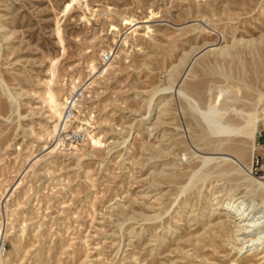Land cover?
<instances>
[{
	"label": "rangeland",
	"instance_id": "374dc122",
	"mask_svg": "<svg viewBox=\"0 0 264 264\" xmlns=\"http://www.w3.org/2000/svg\"><path fill=\"white\" fill-rule=\"evenodd\" d=\"M256 53L264 0H0V264H264V69L249 96L217 78ZM200 76L203 111L256 106L239 153L191 136ZM202 156L241 176L187 183ZM229 204L256 223L237 242Z\"/></svg>",
	"mask_w": 264,
	"mask_h": 264
},
{
	"label": "bare ground",
	"instance_id": "6f19581e",
	"mask_svg": "<svg viewBox=\"0 0 264 264\" xmlns=\"http://www.w3.org/2000/svg\"><path fill=\"white\" fill-rule=\"evenodd\" d=\"M235 54L238 53L235 52ZM195 62L197 66L200 67V64H204L205 61L203 57H200L196 59ZM189 63H191V61ZM263 69L264 56L261 53H256L255 57L250 60L237 58L235 61L232 59L231 61L227 62L225 66L219 69L217 78L236 82L242 87L245 96H249L254 90L252 84L256 81ZM247 71H250L249 75H246ZM204 80V76H200L197 80L185 79L181 84L177 85L176 89L178 93L183 95L187 91H190L193 94H191L193 97V103L185 102L183 107L184 113L186 115V122L191 131V136L193 135V137L198 142L200 141V144L206 149L214 151H234L239 153L240 144L239 146L232 148L227 141L232 135L240 136L242 134H250L252 128H254L259 119L256 113V106L253 105V101H249L251 108L247 111L245 110L244 112L232 107V109L236 111V114H238L235 117L231 115H224V112L226 111L225 109L221 110V108L223 109V106L220 108L211 107L207 111H203L199 107L198 102L202 101L205 96ZM47 99L50 103L52 111L57 113V117H60V110L63 107V102H58L51 91L47 92ZM262 110H264V108L261 109V112ZM200 158L202 161L201 167L190 174L187 183H196L198 181L205 183L212 177H218L224 180L234 179L236 176H241V172L238 167H236V165H234V163L226 157H220L217 159V161H213L212 165L210 166L208 164L213 160V157L202 156ZM181 173L183 174V172ZM249 184L254 187L264 188V183L258 181H250ZM227 207L228 209L226 210V216L230 214V210L235 212V217L233 216L235 220L233 221L232 227H235L234 240L237 242L240 239H244L245 234L243 233L247 232L249 230L248 228L250 226H254L256 223L255 220L248 218L249 213H245V211L239 207L236 208L235 206H232V204H229ZM260 217H264V215H258L257 219ZM217 226L223 228L226 225L222 220L219 224H217Z\"/></svg>",
	"mask_w": 264,
	"mask_h": 264
},
{
	"label": "crops",
	"instance_id": "0c3cea01",
	"mask_svg": "<svg viewBox=\"0 0 264 264\" xmlns=\"http://www.w3.org/2000/svg\"><path fill=\"white\" fill-rule=\"evenodd\" d=\"M255 155L259 157L260 160L257 168L259 169L260 173L264 175V131L262 132V134H260L259 141H257V145L255 147Z\"/></svg>",
	"mask_w": 264,
	"mask_h": 264
},
{
	"label": "built area",
	"instance_id": "2783aa9c",
	"mask_svg": "<svg viewBox=\"0 0 264 264\" xmlns=\"http://www.w3.org/2000/svg\"><path fill=\"white\" fill-rule=\"evenodd\" d=\"M108 56L105 54L104 55V59H107ZM70 114V108H67L66 111H65V116H68Z\"/></svg>",
	"mask_w": 264,
	"mask_h": 264
}]
</instances>
